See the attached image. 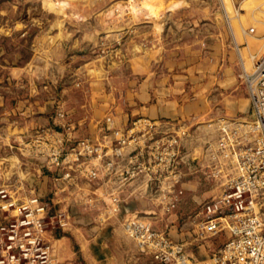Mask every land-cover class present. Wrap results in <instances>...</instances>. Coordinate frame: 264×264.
I'll return each instance as SVG.
<instances>
[{
  "label": "built area",
  "instance_id": "2783aa9c",
  "mask_svg": "<svg viewBox=\"0 0 264 264\" xmlns=\"http://www.w3.org/2000/svg\"><path fill=\"white\" fill-rule=\"evenodd\" d=\"M251 58L250 67L240 61L237 74L250 101L249 118L219 117L199 155L183 144L186 129L170 128L165 119L139 115L116 125L107 114L89 131L85 119L56 106L50 124L21 140L36 176L51 186L41 193L31 182H0V264H105L57 254L53 234L70 224V201L100 224L116 217L133 193L170 213L184 181L197 171L213 191L186 215L185 230L195 242L172 238L145 216L152 212L126 210L120 222L137 252L151 264H264V47ZM218 235L220 245L207 258L196 260L186 248Z\"/></svg>",
  "mask_w": 264,
  "mask_h": 264
},
{
  "label": "rangeland",
  "instance_id": "374dc122",
  "mask_svg": "<svg viewBox=\"0 0 264 264\" xmlns=\"http://www.w3.org/2000/svg\"><path fill=\"white\" fill-rule=\"evenodd\" d=\"M216 24L221 30L230 28L236 41L245 35L248 43L257 44L259 53L264 47V0H0V182H10L14 187L19 186V181L31 182L37 191L41 177L36 176L30 152L21 140L42 126L40 122L31 128L28 125L33 117L42 119V90L53 93L62 89L65 105L76 102L74 99L88 83L93 88L92 96L99 95L103 81L124 71V66L119 68L115 62L111 67H101L103 62L126 60L135 70L154 42L167 45L196 29L205 32L210 27L211 31ZM253 53L242 50L246 67L251 65ZM80 80L85 84L73 86ZM106 86L110 83L105 82ZM55 109L56 106L52 111ZM249 113L237 111L224 117L249 118ZM219 117L202 115L180 125L190 142L195 139L190 152L199 155L201 144L214 138ZM42 183L46 184L44 192L49 183ZM202 188L208 191L202 199L213 191L208 185ZM69 205L73 208L77 203L70 201ZM181 208L175 209L180 213L178 223L186 221V215H192L199 203ZM69 212L70 224L57 232L68 236L76 250L70 230L78 229L72 228V215L87 212ZM88 215L98 223L93 213ZM116 218L110 219L120 220L119 214ZM118 230L122 254L115 263L151 264L137 252L133 239L119 224ZM222 238L223 235L206 237L199 247L187 244L186 248L200 260L207 258ZM199 263L212 264L209 260Z\"/></svg>",
  "mask_w": 264,
  "mask_h": 264
},
{
  "label": "crops",
  "instance_id": "0c3cea01",
  "mask_svg": "<svg viewBox=\"0 0 264 264\" xmlns=\"http://www.w3.org/2000/svg\"><path fill=\"white\" fill-rule=\"evenodd\" d=\"M213 28L208 31L209 27L205 32H202V29L187 32L184 38L172 39L167 45L154 42L153 46H148V54L139 60L135 70H132L126 60L103 62L101 67H111L115 62L114 64L120 65L119 68L124 66V71H119L117 75L109 76L108 81H103L104 84L110 83V86L104 87L102 84V89L98 90L99 95L92 96L93 88L88 83L86 90L74 99L76 102L65 105L67 103H63L62 89L53 93L42 90V119L33 117L28 125L31 128L38 122L42 123V126L50 124V114L55 106L70 111L75 120L85 119L89 131L93 130L97 120L107 114L116 125L145 115L165 119L170 128H173L187 124L189 119L202 115L224 117L227 113L231 115L237 111L247 113L250 111V101L237 74L240 61L244 64L245 60L242 50L245 48L246 51L257 53L259 48L255 42L248 43L245 35L241 41H236L230 28L221 30L217 24ZM81 81H76L73 86L84 85ZM57 95L60 98L56 99ZM192 141L190 142L188 137L183 141L188 150L192 148ZM37 184V190L42 192V187L46 185L42 183V177ZM49 185L51 186L50 183ZM183 186L184 192L176 210L181 207V210L194 207L208 192L202 188L203 183L198 171L192 173ZM131 189V185L126 187V194ZM70 210L72 212L79 209L75 205L70 207ZM126 210L152 212L145 216L167 228L172 238L186 242L192 240L190 231L185 230L187 223L184 220L178 223L176 220L180 213L176 210L168 214L162 212L145 195L133 193V196L125 197L121 202L119 217ZM88 213L81 216L72 215V228L78 229L70 230L76 250L73 249L68 236L59 234L58 229L54 231L53 243L57 254L61 258L78 262L91 263L101 260L105 264H116L118 254H122L120 245L123 241L120 240L121 233L118 230L120 220L110 219L100 224L92 222ZM200 245L196 244L197 247Z\"/></svg>",
  "mask_w": 264,
  "mask_h": 264
},
{
  "label": "bare ground",
  "instance_id": "6f19581e",
  "mask_svg": "<svg viewBox=\"0 0 264 264\" xmlns=\"http://www.w3.org/2000/svg\"><path fill=\"white\" fill-rule=\"evenodd\" d=\"M234 34H235V33H234ZM234 34H233V35H234ZM235 36H236V35H235ZM235 36H234V37H235Z\"/></svg>",
  "mask_w": 264,
  "mask_h": 264
}]
</instances>
